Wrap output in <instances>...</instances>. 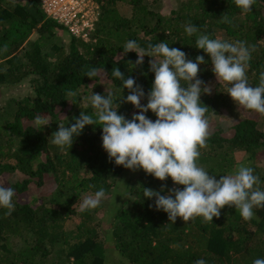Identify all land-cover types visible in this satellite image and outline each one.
<instances>
[{
  "label": "trees",
  "instance_id": "1",
  "mask_svg": "<svg viewBox=\"0 0 264 264\" xmlns=\"http://www.w3.org/2000/svg\"><path fill=\"white\" fill-rule=\"evenodd\" d=\"M97 1L104 4L92 40L72 37L68 51L54 45V54H50L40 41L27 48L25 43L35 32L51 39L50 32L68 30L44 12L40 0H0V86L17 85L31 78L34 89L33 95L10 101L16 107L13 120L0 124V178L17 176L11 185L17 193L15 198L32 188H44L47 176L57 184L50 200L47 198L39 207L16 204L10 216L0 210V264H110L111 259L115 264H195L198 259L207 264H253L255 259L264 258V209L255 210V218L249 222L234 206H225L213 223L197 217L188 222L177 218L171 224L166 213L155 210L154 198L148 200L142 194L143 188L159 191L163 186L167 192L176 186L171 178L160 181L144 171L143 180L129 189L134 195L130 208H126L129 200L125 201L112 218L107 215L101 221L95 218L97 208L76 212L74 206H80L85 197L100 188L106 191L105 199L109 197L127 169L109 161L98 126L95 130L86 126L70 152L51 143L58 124L66 126L81 111H92L91 107L80 108L66 121L61 116L70 102L76 105L81 101V91L97 83L101 74L113 84L117 95L129 94L119 80L111 78L113 67H118L126 78H134L146 94L150 90L154 74L148 62L153 58L145 56L144 64L134 67L137 54L123 53L128 40H135L145 50L165 41L183 50L189 59L204 55L208 60L202 50L195 48L198 34L188 36L185 26L195 24L212 38L224 34L232 42L255 47L247 75L249 83L257 86L264 72V0H256L252 13L247 14L236 7L234 0H180V6L169 15L150 10L143 0ZM118 3L130 6L131 14L124 16L112 8ZM224 14L231 23L221 20ZM92 65L106 74L101 71L90 80L84 74ZM200 68L198 78L206 85L216 79L210 62ZM201 101L208 107L207 118L233 103L223 82L215 85L213 95L202 94ZM141 103H147L146 97ZM129 106L122 100L118 112L130 119V109L122 110ZM147 115L156 118L151 112ZM37 118L49 121V125L42 129ZM240 153L247 156L264 188V131L255 120L240 119L226 132L209 133L199 164L211 174H228L238 167ZM73 215L79 217V223L68 231L66 222ZM107 221L110 227L105 229ZM16 240L21 247L16 248ZM58 246L62 247L58 256L51 257Z\"/></svg>",
  "mask_w": 264,
  "mask_h": 264
},
{
  "label": "clouds",
  "instance_id": "2",
  "mask_svg": "<svg viewBox=\"0 0 264 264\" xmlns=\"http://www.w3.org/2000/svg\"><path fill=\"white\" fill-rule=\"evenodd\" d=\"M234 3L247 14L252 13L256 0H234ZM221 20L231 23L226 14ZM185 32L188 36L198 34L195 48L202 50L208 60L204 55L189 59L183 50L170 47L165 41L145 50L135 40H128L123 53L137 54L134 67L142 66L145 56L153 58L148 62L149 71L154 74L150 90L146 94L134 78H126L118 67H113L111 78L119 80L123 91L127 89L129 94L123 97L113 91L100 94L92 90L87 98L92 111H81L66 126L58 124L51 143L61 151L70 152L86 126H93V130L98 126L102 130V148L116 166L133 172L143 170L160 181L171 178L176 187L167 192L162 186L159 191L143 188L142 194L145 199L154 198L155 210L166 213L169 223L175 224L177 218L188 222L197 217L213 223V218H219L225 206H234L244 221H252L255 210L264 209V188L260 187L262 182L254 168L240 164L231 173L215 175L199 164L201 149L209 138L208 107L202 103L201 96L211 94L212 88L198 76L200 65L210 62L216 80L226 85V93L237 106L264 115V72L260 73L257 86L249 83L247 69L254 46L212 38L208 33H201L195 24L186 25ZM101 71L105 73L104 69L92 65L84 76L93 80ZM145 97L147 103L142 104ZM122 100L138 109L130 119L118 112ZM149 112L155 120L147 115ZM37 123L42 129L49 125V121L39 118ZM16 195L14 188L0 183V210H5L7 216L15 211ZM105 197V189H98L80 202V211L96 209ZM195 264L207 262L198 259ZM253 264H264V258L255 259Z\"/></svg>",
  "mask_w": 264,
  "mask_h": 264
},
{
  "label": "rangeland",
  "instance_id": "3",
  "mask_svg": "<svg viewBox=\"0 0 264 264\" xmlns=\"http://www.w3.org/2000/svg\"><path fill=\"white\" fill-rule=\"evenodd\" d=\"M144 4L149 7L150 10L160 13L163 15H169L172 10L176 9L180 6V0H143ZM104 2L102 3V5ZM100 4V6L102 7ZM107 5V4H105ZM113 9L118 10L124 16H129L131 14L132 8L128 5L118 3L115 6H112ZM102 14V10H101ZM49 35L52 37L51 39H44L41 37L40 33H33L27 42L25 43L26 48L31 45L35 41H40L42 47L50 53L54 54L53 46L58 45L60 47L65 48L67 51L69 50V44L72 40V36L63 30H54V32H50ZM219 38L229 40L224 34L218 35ZM230 41V40H229ZM232 42V41H230ZM235 43V42H233ZM218 81L215 79L208 83V86L212 88L211 94H214L215 85ZM92 90L94 93L105 94L106 90L115 91L113 84L103 75L101 74L100 80L97 83H92L89 88L81 91V101L74 105L72 102L69 103L67 108L62 111V119L65 121L75 113L80 108H88L90 104L88 102V97L91 95ZM34 89L32 87L31 78L29 80H25L17 85L13 86H0V124L6 125L13 120L12 116L16 111L15 103H11L10 101L13 99L26 98L30 95H33ZM123 111L128 112V116L131 118L134 112H138V109H135L133 105L128 108L122 107ZM240 119H250L255 120L258 123V127L260 130L264 131V115L256 113L255 111L243 109L237 106L234 102L225 108L222 112L212 113L208 117L209 121V133H215L216 131L228 130L232 125L238 122ZM237 160L240 164H248L247 156L240 153L237 155ZM238 165V166H239ZM143 170L138 171H125L122 176L118 179L112 194L104 200V203L97 207L95 218L96 220H106V216L108 215L112 218L114 211L117 210L120 206L124 204L125 201L130 202V204L126 208H130L132 206L134 195H130L129 189L132 186L139 184V181H142ZM17 180V176H11L9 174L4 175L0 178V183L5 184V186H11ZM123 183L125 185H123ZM57 184L54 182L51 176H47L46 186L41 189L32 188L28 194L21 195L15 198L16 204H28L34 208L41 206L44 202L50 200L51 196L56 192ZM48 198V200H46ZM45 199V200H44ZM75 211L80 210V206H74ZM71 218V217H70ZM79 223V217L77 215H73V217L66 222V229L68 231L76 229ZM105 229L109 228L108 221L104 225ZM22 243L19 240H16V248L21 247ZM62 249L61 246H58L54 249V254L52 253L51 257L58 256L59 251ZM115 259H111L110 264H115ZM121 261V258L118 257L117 261Z\"/></svg>",
  "mask_w": 264,
  "mask_h": 264
},
{
  "label": "built area",
  "instance_id": "4",
  "mask_svg": "<svg viewBox=\"0 0 264 264\" xmlns=\"http://www.w3.org/2000/svg\"><path fill=\"white\" fill-rule=\"evenodd\" d=\"M46 14L81 41L90 42L101 17L97 0H40Z\"/></svg>",
  "mask_w": 264,
  "mask_h": 264
}]
</instances>
